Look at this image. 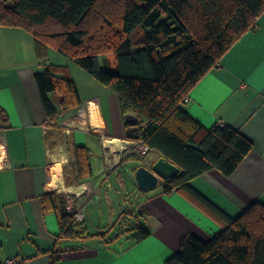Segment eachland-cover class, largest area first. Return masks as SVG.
I'll return each instance as SVG.
<instances>
[{
    "label": "crops",
    "instance_id": "crops-1",
    "mask_svg": "<svg viewBox=\"0 0 264 264\" xmlns=\"http://www.w3.org/2000/svg\"><path fill=\"white\" fill-rule=\"evenodd\" d=\"M65 59L37 57L30 32L0 26V262L17 256L25 264H165L184 235L202 241L217 235L218 222L184 196L162 193V181L147 192L138 187L133 169L160 153L124 154L125 141L138 133L136 117L123 115L116 94ZM49 64L67 66L81 101L58 115L57 126L49 123L34 77ZM48 96L57 104L54 93ZM188 97L184 109L204 128L230 125L253 143L229 176L208 170L190 186L231 218L254 202L264 205V11ZM77 145L90 150L92 175L81 180ZM150 151L146 162L135 161ZM50 192L79 194L84 229L98 235L59 238L58 210L42 209ZM135 224L150 234L137 240Z\"/></svg>",
    "mask_w": 264,
    "mask_h": 264
},
{
    "label": "trees",
    "instance_id": "trees-1",
    "mask_svg": "<svg viewBox=\"0 0 264 264\" xmlns=\"http://www.w3.org/2000/svg\"><path fill=\"white\" fill-rule=\"evenodd\" d=\"M263 11L264 0H0V26L30 32L41 59L48 47L56 49L116 94L123 115L134 114L135 140L179 168L161 192L184 196L221 225L208 241L184 235L165 264H264V205L254 202L231 218L189 184L212 169L229 176L252 141L230 125L204 128L183 107ZM108 54L113 67L104 70L100 57ZM34 77L50 125L57 126L59 114L81 103L76 85L65 65L49 64ZM74 152L77 178L90 177L89 148L77 145ZM41 202L43 211L58 210L59 238L98 235L65 210L64 195L46 193ZM132 230L137 240L150 234L140 224Z\"/></svg>",
    "mask_w": 264,
    "mask_h": 264
},
{
    "label": "built area",
    "instance_id": "built-area-1",
    "mask_svg": "<svg viewBox=\"0 0 264 264\" xmlns=\"http://www.w3.org/2000/svg\"><path fill=\"white\" fill-rule=\"evenodd\" d=\"M184 103L189 101V97L186 96L184 98ZM50 123V122H49ZM58 124V121H57ZM3 141L0 139V147H3ZM122 151L124 154H136L139 156H143L149 151V147L142 141V140H127L125 141L124 146L122 147ZM105 154L109 156L111 154L110 150L106 151ZM107 163L109 160L113 158L112 154L108 157ZM80 199L79 194H65V210L74 216L76 222H83L85 218L84 213V203H78ZM0 264H25V261L21 257H7L3 262Z\"/></svg>",
    "mask_w": 264,
    "mask_h": 264
},
{
    "label": "water",
    "instance_id": "water-1",
    "mask_svg": "<svg viewBox=\"0 0 264 264\" xmlns=\"http://www.w3.org/2000/svg\"><path fill=\"white\" fill-rule=\"evenodd\" d=\"M179 168L168 161L165 157L160 156L149 166L140 165L134 172V177L138 187L142 191H149L158 184L177 174Z\"/></svg>",
    "mask_w": 264,
    "mask_h": 264
},
{
    "label": "rangeland",
    "instance_id": "rangeland-1",
    "mask_svg": "<svg viewBox=\"0 0 264 264\" xmlns=\"http://www.w3.org/2000/svg\"><path fill=\"white\" fill-rule=\"evenodd\" d=\"M53 51H51L49 53L48 56H46V60L47 62L51 61L53 63H58L56 62L58 58L62 59V60H66L65 57H63L62 55H60L56 49H52ZM105 56H108L111 60H113V55L112 54H108V55H104L101 57L100 60V65L101 68L104 70H110L111 65L106 61ZM153 154L151 151L145 156V158H141V159H136L135 161L139 164L141 162H146V159H148L150 157V155ZM133 199V198H132ZM131 199V201H132Z\"/></svg>",
    "mask_w": 264,
    "mask_h": 264
}]
</instances>
